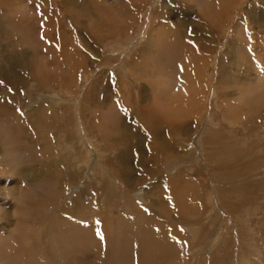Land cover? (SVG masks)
Instances as JSON below:
<instances>
[{
	"label": "rangeland",
	"instance_id": "374dc122",
	"mask_svg": "<svg viewBox=\"0 0 264 264\" xmlns=\"http://www.w3.org/2000/svg\"><path fill=\"white\" fill-rule=\"evenodd\" d=\"M227 3L0 0V264H264V0Z\"/></svg>",
	"mask_w": 264,
	"mask_h": 264
},
{
	"label": "bare ground",
	"instance_id": "6f19581e",
	"mask_svg": "<svg viewBox=\"0 0 264 264\" xmlns=\"http://www.w3.org/2000/svg\"><path fill=\"white\" fill-rule=\"evenodd\" d=\"M227 8H226V11L227 10H230L231 8H232V5H233V2H234V0H227ZM142 4V3H141ZM207 13V12H206ZM205 13V16L206 17H208V15ZM26 30H27V28H26ZM26 30L24 29V31L26 32ZM142 39H143V41H144V39H146V37L144 36V37H142ZM252 43H253V41H252ZM251 43V45L253 46V47H257V46H261V44H262V40L260 39V38H258V40H257V38H256V41L252 44ZM122 46V45H121ZM207 45H205L204 44V47H202V49L203 50H205L207 47H206ZM239 46V45H238ZM196 56H197V58H198V60H195L196 62V64L198 65V67L196 66V68L195 69H192V68H190V69H192V73L191 74H189V72L188 71H186L185 72V76L183 77L184 79H185V81H186V84L185 83H183V86L181 87V86H179V87H181L182 89H176V90H174L175 92H174V100L173 99H171L170 97H168V98H170L169 100H170V102L169 103H171V101H174L175 103H182V104H187V102H189V104H187V106H188V110L190 111V112H192L193 110H191V108L193 107L194 109H195V104L196 105H198V104H200L199 103V94H201V92H202V90H201V87L199 88L200 89V91H199V89H198V87L200 86V84L202 83V81L200 82V79H202V77H203V72H205L204 71V69L202 68L203 67V64H202V62H201V56L200 55H198V54H196ZM20 64V63H19ZM19 64L17 63L16 64V68H18L19 67ZM24 65V64H23ZM202 65V66H201ZM257 66H259L258 64H257ZM19 69V68H18ZM260 69V67H256V70L258 71ZM21 70H22V68H21ZM20 69H19V72L21 71ZM119 70H122V68H119ZM154 70H155V68H154ZM132 71V70H131ZM219 71H220V75H219V79L220 80H222V81H226L225 82V86H227L228 85V81L230 82V81H232L233 83H235V86H237V84H242L243 85V83L244 82H246L247 84H250L251 83V80L249 79V78H247L248 76H244V78H242V77H237V75L239 74V73H237L236 71H235V76H233L234 78H232V80H229V75H228V72H230V70H229V68L226 70V68L224 69V72H223V68L222 69H219ZM123 72H125V70L123 71ZM188 72V73H187ZM258 73H261L263 76H264V71L263 70H261L260 69V72L258 71ZM126 74H127V72H126ZM132 75H133V77L135 78L137 75H135V73L134 72H132ZM126 76V75H125ZM244 79L243 81H242V79ZM258 79V78H257ZM216 81H218V78L216 77ZM223 85V84H222ZM229 87V86H228ZM167 90H169V88L167 87L166 88V91ZM163 92V91H162ZM212 92H214V90L212 91ZM172 94H173V92H171ZM203 93V92H202ZM243 93H245V88H244V92ZM137 94H138V92H137ZM143 94V93H142ZM157 94V93H156ZM165 94V93H164ZM253 94V93H252ZM199 95V96H198ZM80 97V96H79ZM79 97H78V99H75L74 100V102H72V104H71V112L73 113V115H74V119H73V129H74V131H75V133H76V136H77V138H78V142H79V145L80 146H83V145H85L86 147H89V149L91 148V150L89 151L88 150V157H90L89 159H90V162H88L89 163V166H90V170H89V172H90V174H92V175H94V171H95V167L93 166L94 164L97 166V162L98 161H100L101 160V158L103 157V154L102 153H100V151L97 149V148H95V147H92L91 145H92V139H90V138H87V136H86V133L84 132V126H83V122L80 120V118H75V117H80V116H82L81 115V113H80V108H81V106H79ZM203 97V96H202ZM202 97H200V98H202ZM52 99H54V98H52ZM135 99H136V101H137V103L138 102H140V100H139V96L138 97H136L135 96ZM143 99V98H142ZM165 99V98H164ZM204 99V98H203ZM203 99H201V100H203ZM166 100V99H165ZM156 102V101H155ZM171 103V104H175V103ZM184 102V103H183ZM204 103V102H203ZM139 105H140V103H138ZM152 104V103H151ZM231 105V104H230ZM239 105H240V107H239ZM234 106V105H233ZM238 106V109L240 110V111H243L244 112V109H243V104H238L237 105ZM119 107V106H118ZM117 107V108H118ZM235 108H237V107H235ZM242 108V109H241ZM230 109V108H229ZM248 109V108H247ZM118 110H119V108H118ZM121 110V109H120ZM232 110V109H231ZM145 111L146 110H144V111H141L142 112V114H144L145 113ZM233 111V110H232ZM232 111H231V113H232ZM247 111V110H246ZM116 112V111H115ZM150 112V111H149ZM227 113H230V111H228ZM120 116V115H119ZM223 117H225V116H223ZM228 118V119H227ZM225 117V121H228V122H231L232 123V120H231V117ZM208 121H209V123H205V125H204V131H203V134L205 135V132L207 133V132H209V134H211V131H213V129H214V127H215V124L213 123V121H212V118L209 116L208 117ZM235 122V121H234ZM233 122V123H234ZM237 123V122H236ZM174 124V123H173ZM172 124V125H173ZM235 124V123H234ZM175 125V124H174ZM179 125V124H178ZM176 127V126H175ZM178 127V126H177ZM180 127V126H179ZM173 130H178L177 128H174ZM174 131V132H175ZM83 132L85 133V134H83ZM177 132V131H176ZM202 135V134H201ZM121 138H123V137H121ZM121 138H119V140L120 141H122V139ZM201 139H202V136L200 137V139L198 140V141H201ZM115 142H117V139L116 140H114ZM197 142V141H196ZM200 143V142H199ZM203 143V142H202ZM202 143H200L201 145H202ZM198 144V143H197ZM204 145V144H203ZM83 148V147H82ZM196 148L197 149H195L196 151H198V152H201V151H205V150H201L200 149V147H199V145H197L196 146ZM84 149V148H83ZM200 149V150H199ZM128 151V150H127ZM127 151L125 150L124 152H122L118 157H117V161H127L126 160V155H127ZM161 151V150H160ZM200 156V158H201V155H199ZM202 159V158H201ZM200 162H201V160H200ZM120 163H122V162H120ZM86 165H88V164H86ZM99 165V164H98ZM99 170H102V169H99ZM123 171V170H122ZM102 172V171H101ZM125 171H123L122 172V176H124L126 173H124ZM103 173V172H102ZM102 173H101V175H102ZM105 173H103V175H104ZM152 176V175H151ZM108 178H109V180L111 181V183L112 184H114L115 183V180L112 178V176H110L109 174H108ZM219 185V184H218ZM240 192V191H239ZM140 194V193H139ZM242 197V196H241ZM240 197V198H241ZM146 198H148L147 196H146ZM141 200L142 201H144L143 200V198H141ZM246 213H247V211H246ZM103 219V218H102ZM123 219V218H122ZM103 221V220H102ZM106 222V221H105ZM235 228H236V230L238 231V233H239V231H240V229H239V227H238V225H235ZM249 231L250 232H252L251 231V229H249ZM250 232L248 233V235L250 234ZM237 233V234H238ZM83 238V237H82ZM214 243H216V242H218V237L217 238H214ZM253 243V242H252ZM253 247H255L254 245H252L251 243H249V244H247V245H245V244H239V247H238V249H237V251H238V253H240V256L239 257H237L236 256V259L233 261L234 263L233 264H252L251 263V259H252V257H254L255 256V258L257 259L258 258V254L256 253V251L253 249ZM29 248V249H28ZM27 248V251L29 250V251H31L33 248H30V247H28ZM7 246L6 245H3V244H0V253H1V256H6V254H8L7 253ZM22 251H24L23 250V248L21 249ZM122 251V250H121ZM4 259V258H3ZM51 261V260H50ZM53 263V262H52ZM35 264V263H34ZM57 264V263H56Z\"/></svg>",
	"mask_w": 264,
	"mask_h": 264
}]
</instances>
